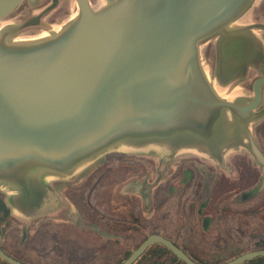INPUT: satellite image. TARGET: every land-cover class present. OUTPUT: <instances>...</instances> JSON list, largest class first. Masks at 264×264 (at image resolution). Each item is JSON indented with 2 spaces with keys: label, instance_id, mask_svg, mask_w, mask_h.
I'll list each match as a JSON object with an SVG mask.
<instances>
[{
  "label": "water",
  "instance_id": "1",
  "mask_svg": "<svg viewBox=\"0 0 264 264\" xmlns=\"http://www.w3.org/2000/svg\"><path fill=\"white\" fill-rule=\"evenodd\" d=\"M24 1L0 0V23ZM76 1L71 23L41 38L15 40L8 25L0 28V183L18 189L19 208L40 190L36 172L69 175L116 145L157 141L171 152L196 149L215 158L240 147L225 137L230 125L254 121L264 77L248 103L229 101L202 66L200 47L257 0H106L102 7ZM245 146L264 168L252 136ZM263 188L264 177L256 190ZM154 244L201 264L157 233L123 264H134ZM260 256L264 249L223 264ZM0 258L27 264L1 247Z\"/></svg>",
  "mask_w": 264,
  "mask_h": 264
},
{
  "label": "rangeland",
  "instance_id": "2",
  "mask_svg": "<svg viewBox=\"0 0 264 264\" xmlns=\"http://www.w3.org/2000/svg\"><path fill=\"white\" fill-rule=\"evenodd\" d=\"M92 3L96 7L101 2ZM76 13L73 9L60 26L71 23ZM8 21L15 20L5 19L0 28L10 26ZM214 47L210 40L200 47L202 66L209 74ZM156 142L146 147L116 145L69 175L38 171L35 179L42 183L36 185L40 190L33 200L24 198L22 208L13 201L18 189L0 183V198L8 199L10 206V215L0 219V244L10 251L22 250L40 263L115 264L161 223L176 241L215 262L250 249L264 236V191L256 190L251 197L249 183L236 179L212 186L210 159L220 171L225 165H219L220 158L233 149L215 158L196 149L171 152ZM186 168L194 171L196 182L182 190L179 178ZM170 186L175 189L172 194H168ZM206 200L213 207L200 216ZM206 217L211 218L207 228ZM136 223L140 229L129 230Z\"/></svg>",
  "mask_w": 264,
  "mask_h": 264
},
{
  "label": "flooded vegetation",
  "instance_id": "3",
  "mask_svg": "<svg viewBox=\"0 0 264 264\" xmlns=\"http://www.w3.org/2000/svg\"><path fill=\"white\" fill-rule=\"evenodd\" d=\"M90 1L92 3V0ZM77 7L78 4L76 0H38L35 4L30 0H25L22 5H20L16 10H14L9 16L5 18L15 20L8 21L11 22L8 28L10 34L9 37L15 40L25 41L32 38H41L45 34H52L57 30L56 28L60 26L61 22L71 16L73 9H78ZM254 12L255 24L258 27L264 29V0L261 1V3L256 7V11ZM214 45L216 47V44ZM215 47L214 51L216 52ZM212 65L213 66H211V69L213 71L215 61ZM263 77L264 61H262L258 67H255L254 72H252V74L247 77L246 85H244L245 89H247L251 93L253 92L254 94V85H256V82ZM260 88L262 92V101L261 104H259L258 109L256 110L259 113V116L256 117V122H254L255 124L253 125L252 137L257 146L264 153V84H262ZM245 149L247 150L235 149L226 158H220L218 162L219 165H221V163L225 164L223 167H221L222 170L220 171L215 165L217 163H214V160L210 159L212 163L211 165H209V167L211 174L214 175L211 178L212 186L215 183L216 185L218 183L220 184L221 182L224 184V182L229 179H236V181L244 182L242 184L249 183L247 192L253 194V196L251 197L255 196L254 193L258 188L256 187L257 185H255V182L260 181L262 176L264 177V173L260 169L261 167L263 168V166L257 163L255 158H252V154H250L251 152L247 147ZM186 171L188 172V176H190V174H194V171L192 169L186 168L184 172ZM220 173H222L223 176L219 177ZM171 187L172 186H170V188ZM261 191H264V188ZM247 201H250V199H248ZM210 207H213L211 201L206 200V202H204L202 207L199 209L200 216L205 209H208ZM210 219L211 218L208 217L205 218V227L207 220V227L209 226Z\"/></svg>",
  "mask_w": 264,
  "mask_h": 264
},
{
  "label": "crops",
  "instance_id": "4",
  "mask_svg": "<svg viewBox=\"0 0 264 264\" xmlns=\"http://www.w3.org/2000/svg\"><path fill=\"white\" fill-rule=\"evenodd\" d=\"M257 1L227 32L216 34L210 39L216 44L215 66L209 74L213 86L221 97L235 103H248L254 97L253 92L245 89L244 85L254 68L264 61V29L255 24L254 12L262 0ZM230 114L232 121H235L234 115ZM254 116L248 128L230 125L229 135L227 133L225 138L240 146H232L231 149L247 150L245 145L249 136H252L253 124L259 113L254 111ZM6 201L9 205L8 199Z\"/></svg>",
  "mask_w": 264,
  "mask_h": 264
},
{
  "label": "trees",
  "instance_id": "5",
  "mask_svg": "<svg viewBox=\"0 0 264 264\" xmlns=\"http://www.w3.org/2000/svg\"><path fill=\"white\" fill-rule=\"evenodd\" d=\"M184 175H181L180 180H181V189L184 190L185 188L187 189V186L189 184H195V178H194V174H190V176H188V172H184ZM174 186H172L169 189V193L168 194H172L174 192ZM180 190V191H182ZM179 201V200H178ZM200 213V211H198V214ZM0 214L1 220H5L6 217H8L10 215V206L8 205L6 199L4 197L0 198ZM200 215V214H199ZM137 222H139L137 220ZM141 222V221H140ZM135 223V222H133ZM141 225L139 224H134L129 226V230H135V229H140ZM179 229H181V226H178ZM128 229H126L127 231ZM159 234L162 235L172 241L175 242L176 245H178L179 247L182 248V250L187 253L191 258H193V260L195 262L201 263V264H223L225 262L228 261H232L234 259H236L237 257H239L240 255L246 253V252H252V251H257L260 249H264V236L261 237V239H259V241H257L255 243V245L251 246L250 249L246 250V251H242L240 253H235L234 255H232L227 261H221V260H217L215 262H208L206 260H204L203 258H201L200 256H198V254L193 252V248H190L187 244H181L180 242L176 241L175 238L171 235V232L169 230V232H165L164 228H163V224L158 223V225H155L152 230H150V232L140 241L139 244H137V246L135 248H133L132 250H128L125 252V254L123 255V257L119 260L118 262H116L115 264H123L128 257L131 255V253L133 252L134 249L139 248L140 245L144 242L145 239H147L149 237V235L151 234ZM0 247L9 254V256L14 257L17 260L26 262L27 264H46V263H40L37 262L31 258H28L26 254H24V252L22 250H16V251H10L6 246H3V244H0ZM0 264H9L8 261L0 258ZM49 264V263H48ZM134 264H187L185 261L181 260L179 257H177L175 255V253L173 251L170 250V248H168L165 245L162 244H154L152 245L150 248H148L145 253L139 258L137 259V261ZM243 264H264V256H260L257 257L251 261H246Z\"/></svg>",
  "mask_w": 264,
  "mask_h": 264
},
{
  "label": "bare ground",
  "instance_id": "6",
  "mask_svg": "<svg viewBox=\"0 0 264 264\" xmlns=\"http://www.w3.org/2000/svg\"><path fill=\"white\" fill-rule=\"evenodd\" d=\"M105 4H106V0L103 1V2H101L100 5H99V7H102V6H104Z\"/></svg>",
  "mask_w": 264,
  "mask_h": 264
}]
</instances>
